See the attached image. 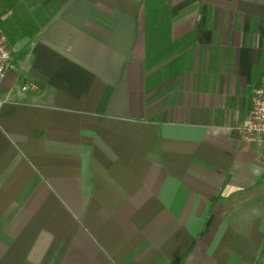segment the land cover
Instances as JSON below:
<instances>
[{"label": "crops", "instance_id": "1", "mask_svg": "<svg viewBox=\"0 0 264 264\" xmlns=\"http://www.w3.org/2000/svg\"><path fill=\"white\" fill-rule=\"evenodd\" d=\"M0 12V264H264V0Z\"/></svg>", "mask_w": 264, "mask_h": 264}, {"label": "built area", "instance_id": "2", "mask_svg": "<svg viewBox=\"0 0 264 264\" xmlns=\"http://www.w3.org/2000/svg\"><path fill=\"white\" fill-rule=\"evenodd\" d=\"M12 63L8 38L0 24V87L6 80ZM23 90L27 91L28 87H23ZM234 130L242 143L256 145L264 151V74L253 90L252 105L246 122L235 126Z\"/></svg>", "mask_w": 264, "mask_h": 264}, {"label": "rangeland", "instance_id": "3", "mask_svg": "<svg viewBox=\"0 0 264 264\" xmlns=\"http://www.w3.org/2000/svg\"><path fill=\"white\" fill-rule=\"evenodd\" d=\"M2 15H3V13H2V12H0V17H2ZM249 101H250V100H247V105H248L247 107H248V108H249V106H250V105H249V104H250V102H249Z\"/></svg>", "mask_w": 264, "mask_h": 264}]
</instances>
